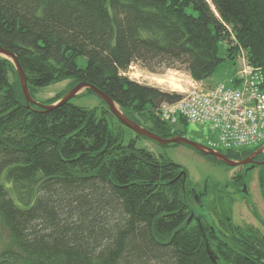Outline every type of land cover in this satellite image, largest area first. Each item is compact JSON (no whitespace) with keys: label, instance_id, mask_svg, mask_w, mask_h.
<instances>
[{"label":"trees","instance_id":"obj_1","mask_svg":"<svg viewBox=\"0 0 264 264\" xmlns=\"http://www.w3.org/2000/svg\"><path fill=\"white\" fill-rule=\"evenodd\" d=\"M0 46L17 56L35 101L53 84L86 82L139 126L185 137L186 123L172 128L158 114L183 96L131 80L129 69L185 70L204 83L243 52L264 72V0H0ZM101 102L102 112L31 106L0 55V264H264L258 230L226 217L230 244L209 213L190 220L183 168L115 132ZM257 149L222 152L240 161Z\"/></svg>","mask_w":264,"mask_h":264},{"label":"rangeland","instance_id":"obj_2","mask_svg":"<svg viewBox=\"0 0 264 264\" xmlns=\"http://www.w3.org/2000/svg\"><path fill=\"white\" fill-rule=\"evenodd\" d=\"M226 43H221V56H226ZM241 60L231 62L230 60L224 61L216 70L212 77L202 83V87H212L220 84H226L229 87H233L231 80L236 76L235 74L243 71L245 68ZM85 65V60H81L80 66ZM129 78L137 81L138 83L145 84L152 87L160 88L161 90L181 94L185 96L191 89L193 79L189 73L185 70L176 69H158V73H151L144 69L141 64H136L129 69ZM71 85V86H70ZM71 81H64L63 83H57L49 86L48 88L37 92V102L49 105L52 100L65 96L72 87ZM70 87V88H69ZM64 94V95H61ZM57 97V98H56ZM183 98V97H182ZM49 101V102H48ZM60 101V100H59ZM55 102V101H54ZM72 103L78 107L87 109H97L99 112L104 111L105 107L101 102V99L91 93H84L82 96L75 97ZM148 115H143L141 120L144 125L149 126L150 123L146 120ZM114 131L121 133L126 139H136L137 147L139 149H147L151 151L157 158L166 159L172 161L183 168L188 176L187 190L192 191L195 195H189L187 198L191 209L196 213L198 218L206 220L207 214L211 227H214L218 233V238L226 240L230 244L229 236L226 230L223 229V223L226 221V217L230 218L231 224L240 226L242 228H254L258 230L264 237V187L262 185L264 168L259 166L258 168L248 170L250 165L245 167L231 168L220 162H213L207 157L195 152L194 150L185 146H162L154 143L151 140L139 137L130 129L123 127L117 122V119L111 121ZM184 128L181 126V129ZM188 139L208 146L207 140H214L217 136L216 133L210 131V128L201 124H189L184 129ZM224 154V153H223ZM244 178V184L236 187L235 184L238 179ZM246 187V192H244ZM205 190H208L211 195L205 202L208 208L204 209L199 202L205 195ZM191 192V193H192ZM204 193L200 194V193ZM204 202V201H202ZM192 211V212H193ZM195 219V218H194ZM207 220V221H208ZM197 221L194 220L193 223ZM206 223V222H205ZM195 225V224H194ZM210 232V230H209ZM7 235L5 231L0 230V251L4 247L7 241ZM210 243L214 246L215 241L210 240ZM212 246V247H213Z\"/></svg>","mask_w":264,"mask_h":264},{"label":"built area","instance_id":"obj_3","mask_svg":"<svg viewBox=\"0 0 264 264\" xmlns=\"http://www.w3.org/2000/svg\"><path fill=\"white\" fill-rule=\"evenodd\" d=\"M244 70L231 80L233 87L220 84L202 87L193 79L190 91L175 103L160 106L161 120L172 128L182 123L208 126L216 133L207 140L218 151L252 150L264 145V72L251 66L242 52Z\"/></svg>","mask_w":264,"mask_h":264},{"label":"water","instance_id":"obj_4","mask_svg":"<svg viewBox=\"0 0 264 264\" xmlns=\"http://www.w3.org/2000/svg\"><path fill=\"white\" fill-rule=\"evenodd\" d=\"M0 55L5 56L6 58H9L15 65L18 76H19V81H20V86L22 87V92L24 94V97L26 98V101L28 104L39 106L45 111H51L55 109L56 107H59L61 105L67 104L71 102L75 97L79 96L86 90H91L94 92L96 96H98L105 104L108 106L109 111L113 116L117 118V121H119L123 126L127 127L128 129L132 130L137 136L141 138H146L148 140L153 141L154 143L162 146H170V145H176V146H185L189 147L195 152H198L199 154L203 156H211L215 159L216 162H220L222 164H225L228 167L231 168H236V167H245L247 165H253L252 167L248 168V170L253 169L254 166H261L264 167V145L260 148L257 149L253 154L245 159V160H231L226 157L223 153L214 150L212 148H209L208 146H205L204 144L195 142L191 139H188L186 137H181V136H176L172 137L169 139H164L161 136H159L156 133L151 132L150 130L139 126L135 122H133L131 119H129L125 114L122 113L120 110V107L110 98L107 94L99 90L98 88L83 82L77 84L73 89H71L63 98L56 104L54 105H43L37 101H35L30 93L29 87H28V82H27V77L26 74L17 58V56L4 49L3 47L0 46ZM258 155H263V160L258 162L255 160ZM244 192H246V187H244ZM199 204V203H198ZM201 206L203 207V204L201 203ZM196 215L195 212L192 213L191 219L194 218ZM197 221L199 224H201V219L197 218ZM211 255L210 257H212ZM213 262H215L214 257H212Z\"/></svg>","mask_w":264,"mask_h":264},{"label":"flooded vegetation","instance_id":"obj_5","mask_svg":"<svg viewBox=\"0 0 264 264\" xmlns=\"http://www.w3.org/2000/svg\"><path fill=\"white\" fill-rule=\"evenodd\" d=\"M182 137V136H181ZM186 138L188 137V136H185ZM256 161H258V160H256ZM214 162V161H213ZM216 162V161H215ZM214 162V163H215ZM260 162V161H259ZM217 163V162H216ZM251 167L253 166V165H250ZM259 166H254L253 167V169H255V168H258ZM264 168V167H263ZM238 182H239V180H238ZM238 182L235 184L234 182H232L233 183V185L234 186H236V187H239V185H238ZM205 195H207V196H203L204 198L202 199V200H200L201 202H199V204L201 205V203H202V201H204V202H206L207 201V199L209 198V196L211 195V193H209V191L208 190H205ZM200 194H203L204 195V193H200ZM206 204V203H205Z\"/></svg>","mask_w":264,"mask_h":264},{"label":"crops","instance_id":"obj_6","mask_svg":"<svg viewBox=\"0 0 264 264\" xmlns=\"http://www.w3.org/2000/svg\"><path fill=\"white\" fill-rule=\"evenodd\" d=\"M204 84V83H203Z\"/></svg>","mask_w":264,"mask_h":264}]
</instances>
